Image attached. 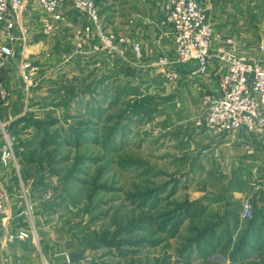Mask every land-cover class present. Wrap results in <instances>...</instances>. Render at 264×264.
<instances>
[{
    "label": "rangeland",
    "instance_id": "1",
    "mask_svg": "<svg viewBox=\"0 0 264 264\" xmlns=\"http://www.w3.org/2000/svg\"><path fill=\"white\" fill-rule=\"evenodd\" d=\"M197 1L214 31L256 53L264 0ZM16 53L0 59V69L15 65L21 96L12 117L0 116L3 145L13 120V172L27 212L17 228L31 235L28 258L15 264H70L71 251L86 252L79 264H264V228L249 249L253 219L241 218L249 201L264 222L263 180L245 148L195 126L198 105L183 96L196 81H170L161 68L158 78L121 71L112 54L79 71L61 69L74 63L69 51L56 64ZM23 57L41 68L29 93Z\"/></svg>",
    "mask_w": 264,
    "mask_h": 264
},
{
    "label": "built area",
    "instance_id": "2",
    "mask_svg": "<svg viewBox=\"0 0 264 264\" xmlns=\"http://www.w3.org/2000/svg\"><path fill=\"white\" fill-rule=\"evenodd\" d=\"M37 4L48 17L44 25L46 34L53 33L58 23L67 22L64 11L70 7L87 20L84 35L80 36L81 43L92 40L97 52L106 51L122 58L131 49L136 58H142L143 47L140 41L120 36L105 28L97 0H37ZM163 10L171 27L174 54L171 57H160L153 66L163 69L164 76L170 81L181 76L177 68L190 69L198 64V73L206 74L215 60L221 69L215 81L216 89L202 95V109L194 118L195 126L217 136L240 131L252 139L264 140V37L257 45L259 58H255L242 52V44L234 36L219 39L220 43L215 44L209 16L199 1L170 0L163 4ZM28 13L26 0H0V25L5 29L9 43L18 40L14 30L20 28V23ZM1 52L6 56L17 54L13 47L2 48ZM22 66V79L29 93L39 86L40 67L29 63L24 57ZM3 133L5 141L0 154V166L16 167L19 170L14 139L5 129ZM254 153L253 147L247 151L248 155ZM9 201V193L0 177V219L9 215ZM254 214L253 205L249 201L243 203L241 218L251 220ZM30 237V233L22 229L8 234L6 241L13 243Z\"/></svg>",
    "mask_w": 264,
    "mask_h": 264
},
{
    "label": "crops",
    "instance_id": "3",
    "mask_svg": "<svg viewBox=\"0 0 264 264\" xmlns=\"http://www.w3.org/2000/svg\"><path fill=\"white\" fill-rule=\"evenodd\" d=\"M167 1L170 0H97L100 15L107 30L141 42L143 56L138 59L134 56L131 49H128L126 57L122 58L114 53L97 52L95 50V43L92 40L81 43L80 36L84 35L83 29L87 25V20L70 7H67L64 11L67 22L58 23L53 33L46 34L44 32V25L48 17L38 7L37 0H26L29 13L22 20V23H20V28L18 27L14 30L18 41L9 43L5 36L4 27L0 25V59L7 60V64L9 56H5L1 52V49L13 47L19 53L27 54L31 61H40L37 59H42L40 61L42 64H56L57 62H61V54L69 51L72 52V61L76 65L70 63L69 65H65L66 68L62 67L61 69H75L77 66L79 71H85L91 70L90 66L86 64L95 62L96 58L100 55L99 53L107 56L112 54L118 58L119 62L115 66L118 70L148 73V75L158 78L160 69L154 67L153 63L160 57H171L174 54L171 27L166 21V13L163 10V4ZM214 36L215 44H219V39L226 38L229 35L224 34V32L218 33L215 29ZM240 43L242 44L241 50L244 54L259 58L258 48L255 50L256 53H250L243 47L244 44ZM85 60L88 61L85 62ZM86 67L88 69H85ZM14 69L15 65L12 67L5 66L3 69H0V86H4L5 91H7L5 97H0V116L3 119L13 116L15 110L14 103L17 102V99H21L19 93L17 95V92H15L17 85L14 83L15 74L12 73ZM161 72L164 73L162 69ZM220 73L221 69L219 65L213 60L208 73L204 75L195 73L182 76V80L185 82L196 81L192 87L191 97L187 98V94H184L183 98H186L188 102L192 101L193 104L196 103L198 105V114L202 109L199 98L205 93L216 89L215 81ZM12 121L8 122L10 127ZM223 141L225 146L245 148L247 151L252 147L255 149V153L250 155L252 157L249 158L250 161H246V165L264 183V140L252 139L249 136L243 135L240 131H234L227 134ZM2 145L3 143L0 142V154L3 148ZM0 177L2 185L7 189L10 196L9 215L0 219V264H15L17 256H20L21 259L24 256L28 258V248L26 246H30L31 242L30 240H17L16 244L11 245L6 239L8 234L17 233L22 229L26 230L25 228H20L21 226L17 228V223L23 222L26 224L27 212L24 207L25 205L22 206L23 203L19 200V198H22V192L19 189V185L16 184L17 175L14 174L13 168H3L0 166ZM260 187L264 190V186ZM262 205L264 207V202ZM259 223L262 222L258 220L257 224ZM9 244L12 247H9ZM15 245L18 247H14Z\"/></svg>",
    "mask_w": 264,
    "mask_h": 264
},
{
    "label": "water",
    "instance_id": "4",
    "mask_svg": "<svg viewBox=\"0 0 264 264\" xmlns=\"http://www.w3.org/2000/svg\"><path fill=\"white\" fill-rule=\"evenodd\" d=\"M176 71L181 76L192 75V74L198 73L200 71V66L198 64H196L191 69H181V68H177ZM67 258H68V262L70 264H79L81 261H84L86 259V252L85 251H80V252L71 251L67 255Z\"/></svg>",
    "mask_w": 264,
    "mask_h": 264
},
{
    "label": "trees",
    "instance_id": "5",
    "mask_svg": "<svg viewBox=\"0 0 264 264\" xmlns=\"http://www.w3.org/2000/svg\"><path fill=\"white\" fill-rule=\"evenodd\" d=\"M6 56V55H5ZM6 131L9 133V134H12V129H11V127H9V128H6ZM252 220V219H251ZM259 220V218H258V215H256L254 218H253V220L251 221V223H252V227L250 226V228H249V230H248V238L250 239V237H252V239L253 240H251L250 239V241H249V244H250V247H249V249L251 248V247H253L254 246V249H255V247L258 245V244H260V242H261V238L262 237H260V231H261V229L262 228H264V222H262V223H259V224H257V221ZM258 228V230H254L253 228ZM257 231V232H256ZM256 233V237L255 238H253L254 236H253V234H255ZM256 263V262H255ZM256 264H259V263H256Z\"/></svg>",
    "mask_w": 264,
    "mask_h": 264
}]
</instances>
